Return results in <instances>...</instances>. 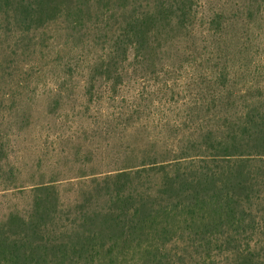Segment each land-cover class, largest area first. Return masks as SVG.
Returning a JSON list of instances; mask_svg holds the SVG:
<instances>
[{
	"label": "trees",
	"instance_id": "16d2710c",
	"mask_svg": "<svg viewBox=\"0 0 264 264\" xmlns=\"http://www.w3.org/2000/svg\"><path fill=\"white\" fill-rule=\"evenodd\" d=\"M201 4L0 0V30L26 37L65 24L58 32L79 43L76 51L94 47L82 72L93 105L102 95L98 86L116 102L129 67L171 60L179 46L195 42L196 28L219 45L221 15L197 25ZM226 66L212 67V85L201 88L204 112L189 104L188 114L202 118L177 131L191 145L172 151L141 145L118 154L114 165H90L92 173L68 183L77 187L72 202L62 200L55 181L37 185L25 215L12 211L0 219V264H264V109L251 98L232 116L235 85ZM254 91L261 96L259 86ZM138 97L122 104L121 117H136ZM150 98L148 92L142 102ZM212 107L217 111L208 115Z\"/></svg>",
	"mask_w": 264,
	"mask_h": 264
},
{
	"label": "rangeland",
	"instance_id": "374dc122",
	"mask_svg": "<svg viewBox=\"0 0 264 264\" xmlns=\"http://www.w3.org/2000/svg\"><path fill=\"white\" fill-rule=\"evenodd\" d=\"M214 14L221 15L219 45L214 36H202L203 27L196 28L195 42L179 46L171 60L156 68L129 67L125 85L113 96L116 102L104 85L98 86L102 95L93 105H87L82 72L87 73L94 47L76 51L79 43L66 42L58 32L65 24L26 37L0 30V219L12 211L25 215L31 189L41 183L57 182L62 200L72 202L78 192L69 181L83 180L95 169L90 165H114L118 154L133 147L151 144L172 151L191 145L177 131H187L202 118L203 113L188 114L189 104L204 112L206 97L200 92L212 85L214 66L227 65L233 73L232 116L251 98L261 99L264 109V0H202L198 17L203 21L197 25ZM257 86L261 96L254 91ZM148 92L150 103H144ZM137 95L136 117H121L122 104Z\"/></svg>",
	"mask_w": 264,
	"mask_h": 264
}]
</instances>
